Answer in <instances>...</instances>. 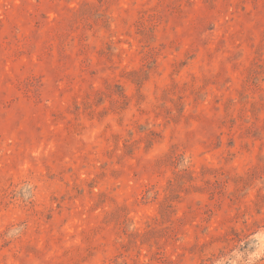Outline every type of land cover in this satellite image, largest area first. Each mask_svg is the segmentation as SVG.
I'll return each instance as SVG.
<instances>
[{
    "label": "rangeland",
    "instance_id": "obj_1",
    "mask_svg": "<svg viewBox=\"0 0 264 264\" xmlns=\"http://www.w3.org/2000/svg\"><path fill=\"white\" fill-rule=\"evenodd\" d=\"M0 264H264V0H0Z\"/></svg>",
    "mask_w": 264,
    "mask_h": 264
}]
</instances>
